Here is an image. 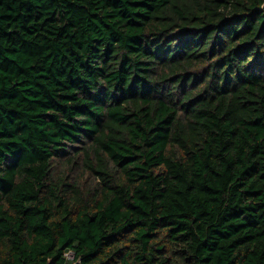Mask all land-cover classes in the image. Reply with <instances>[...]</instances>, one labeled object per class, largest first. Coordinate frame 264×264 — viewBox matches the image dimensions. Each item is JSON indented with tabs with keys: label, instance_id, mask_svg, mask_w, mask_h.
<instances>
[{
	"label": "trees",
	"instance_id": "obj_1",
	"mask_svg": "<svg viewBox=\"0 0 264 264\" xmlns=\"http://www.w3.org/2000/svg\"><path fill=\"white\" fill-rule=\"evenodd\" d=\"M0 264H264V0H0Z\"/></svg>",
	"mask_w": 264,
	"mask_h": 264
}]
</instances>
